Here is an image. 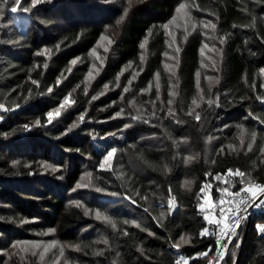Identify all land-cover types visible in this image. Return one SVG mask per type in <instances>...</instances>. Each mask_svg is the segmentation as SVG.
I'll use <instances>...</instances> for the list:
<instances>
[{"label":"trees","instance_id":"16d2710c","mask_svg":"<svg viewBox=\"0 0 264 264\" xmlns=\"http://www.w3.org/2000/svg\"><path fill=\"white\" fill-rule=\"evenodd\" d=\"M28 3L30 0H21L17 12H12L11 1L0 16L4 30L0 37V103L8 109L1 112L0 119V249L11 251L12 240L25 238L32 226H46L56 228L66 242L79 245L75 250L78 264H112L115 259L118 264H175L181 255L189 258V264H207L216 243L210 235H199L206 227L205 214L199 208L200 187L218 184L216 176L226 175L228 168H238L246 176L251 174L255 183H264V153L260 152L264 146V125L260 124L264 120V100L260 99L264 97V73L260 72L264 68V0H133L120 24L116 21L124 15L127 0H46L31 13H24L22 7ZM181 3L188 5L196 27L188 28L186 39L185 33L178 39V95L171 105L175 112L168 116L172 88L164 67L168 35L162 25L176 14ZM18 15L25 17L24 22H17ZM253 17L255 27H241L250 24ZM202 21H211L217 27L205 29ZM105 33L111 35L113 52L85 93L90 52ZM220 37L225 40L223 44ZM209 39L214 49L223 50L222 55L214 52L220 83L211 92L204 77L197 89L195 75L202 70L200 48ZM145 41L146 59L141 60L143 49L139 45ZM129 64V74L135 70L137 76L123 96L125 104L140 94L146 101L155 102L156 115L125 129L123 125L132 116L114 117L121 108L117 92L109 91L95 100L92 97L100 95L105 84L111 88L120 81L128 82L131 77L124 69ZM157 73L162 100H157L153 88ZM150 83L151 94L140 91ZM200 91L206 100H215L218 94L219 106L209 108L203 103L195 109L201 114V120L196 121L188 110L192 100L199 99ZM70 93L75 95V110L63 118L61 125L49 123L47 112ZM78 113H84L85 121L66 131ZM37 119L41 122L38 126ZM25 124L31 127L25 129ZM237 124H243L247 134L242 150L234 145L239 143L241 131L236 129ZM115 131L122 138L112 141L118 150L112 168L90 169L94 187L106 189L96 194L99 204H109L114 211L117 227L112 229L86 216L83 208L66 204L64 190L74 187L83 169L90 167L87 160H100L107 137ZM253 131L257 134L254 142ZM207 136L214 137L208 158ZM248 143L253 144L251 150ZM189 151L197 155L185 163ZM17 156L24 160L13 164ZM49 160L60 167L65 184L48 173L42 174V161ZM164 165L170 171H163ZM187 179L192 180L190 189L183 187ZM240 187L237 182L229 189ZM218 190L215 188L214 194ZM113 192L119 195H111ZM170 196H175L171 212L167 210ZM161 203L166 213L162 219ZM26 218L38 221L34 225L19 222ZM132 219L137 220L139 228L123 223ZM262 223L264 211L254 214L240 231L242 240L240 236L235 239L224 264H264V235L257 229ZM125 229L127 236L120 234ZM180 235H186L190 243H182L177 249L173 245ZM101 236L108 237V246L99 242ZM235 244L239 247L231 257ZM99 250L102 255L96 254ZM201 251L208 256L196 257L195 253ZM3 253L0 264L4 263ZM10 264L22 263L13 256Z\"/></svg>","mask_w":264,"mask_h":264},{"label":"snow or ice","instance_id":"6c2138e0","mask_svg":"<svg viewBox=\"0 0 264 264\" xmlns=\"http://www.w3.org/2000/svg\"><path fill=\"white\" fill-rule=\"evenodd\" d=\"M46 2V0H30V3L27 4V6L22 7V11L24 13H31L33 11V9L36 8L37 5H40L41 3ZM106 3H112L113 0H105ZM139 2H144V0H139ZM8 0H3L2 3H0V16L4 15V7L7 5ZM133 4V0H127V6L123 7V13L124 15H121L119 17V19L116 21L117 24H120L121 21H123L125 19V17L127 16L129 9L132 7ZM21 5V0H13V6L11 8L12 12H17V6ZM185 8V4L181 3L179 5V7L176 9L177 13H180V11L182 9ZM177 19V16H173L171 20L168 21V23H165L162 25V27L164 29H167L169 27V24L175 23ZM203 24L204 28H211L213 30L216 29V24L212 23L211 21L208 22H201ZM255 23H256V19L255 17L252 18V21L250 24L248 25H242L241 27H255ZM192 28L195 29L196 25L195 23H192ZM149 31H151V29H149ZM187 38V27H185V39ZM213 38L215 37V31L213 32ZM101 39H107V37L105 36H101ZM173 40H175V36L173 35ZM219 42L221 44H223L225 42L223 37L219 38ZM139 47L141 49L145 48V43H141L139 45ZM169 47H172V45L170 44ZM208 48L207 44H203L202 47L200 48V52L201 54H204L205 49ZM213 48H215V45H213ZM216 52L218 53V55H222V49H215ZM45 53L47 54V49L44 50ZM94 51V50H93ZM181 51V49L179 47L175 48V52L179 53ZM165 56H168L169 53L165 52L164 53ZM174 60L176 59V57H172ZM141 60L144 59L143 54L140 57ZM209 59L211 60L212 58L209 57ZM72 64L76 63V60H73L71 62ZM101 63H103V61L101 60ZM202 65H203V61H201ZM217 64V61L213 60L212 62V66L215 67ZM129 67L131 66V64L128 65ZM178 62L175 65H168L165 64V69L171 73V75L169 76V80L171 81L173 77H175L176 73H175V69L178 68ZM204 67H208V65H203ZM45 67H47V65H45ZM97 71H99L97 69ZM261 73H264V68L260 69ZM196 77H197V89H199L200 85H199V77H200V71L197 70L196 72ZM89 76H91V71L89 72ZM156 78H157V83H156V88L159 89L160 88V84L158 82L159 80V73L156 74ZM86 80L88 79V77L85 78ZM117 79H119V77H117ZM132 79H135V74H133ZM178 79V78H177ZM207 79L211 82L208 86L209 88V92H211V88H212V84H219L220 83V78L219 77H207ZM33 83H37L36 81H33ZM56 83L59 84L60 80L59 78L56 80ZM129 83H131V80L129 81ZM151 87V83L149 84L148 88H143L140 89L141 92H148L149 89ZM104 88L107 89L108 85L105 84ZM128 87H125L123 89L124 92H128ZM52 89L49 88L48 92L51 93ZM73 91H75V89H73ZM85 93H87V87H85ZM178 95V92H170V96L171 97H175ZM199 95V100L200 102H204V96L201 93H198ZM123 99V97H121ZM157 100L160 99V95H159V91H157V96H156ZM97 99L96 96L92 97V100ZM260 99L264 100V97H261ZM219 101V95L217 94L216 99H212L209 98L207 99L206 103L207 106L209 108L215 106H219L218 104ZM74 101H72L69 96H65L63 98L62 103L60 104L59 107L54 108L52 111L47 112V118H48V122L52 123L53 119H54V114L55 117H59L61 115V109L62 108H66L69 105L73 104ZM192 107L189 108L188 110V115L189 116H194L196 121H200L201 120V114L198 111H195L196 108L200 107V103L197 102V99H193L192 100ZM173 104V100L170 98L168 100V105L169 107L167 108V115L168 116H173L175 109L173 107H171V105ZM154 106V105H153ZM16 107H20L19 104L16 105ZM0 110H8L5 107V104L0 103ZM123 112V109H121L120 111L115 113L116 117L121 116ZM151 116H155L156 115V111H152L150 113ZM0 119H3L2 116H0ZM132 119L134 120H141L143 119L142 115L138 114L135 117H132ZM257 119H259V117H257ZM79 120L81 122H83L84 120V115L81 114L79 117ZM177 123H183V121H176ZM40 120L37 119L35 121V125H40ZM260 124L264 125V120H260ZM78 125L76 123H72L71 125L68 126L66 131H71L72 129H75ZM25 129H29L31 127V125L29 124H25L23 126ZM123 127L125 129L129 128L130 125L125 123L123 125ZM225 127H228V125H225ZM237 129H240L241 131L238 133L240 135V142L241 145H243L244 143V137H243V124H237L236 125ZM66 134V132H62L61 135ZM109 135H114V134H109ZM256 132L253 131L251 133V140L254 142L256 140ZM206 139L208 141H211L214 139L213 136H207ZM232 145H229V148H232ZM253 147L252 143H248L247 148L249 150H251ZM222 150V149H221ZM117 148L116 147H110L106 150V153L103 154V158L102 160L99 162V168L101 169H106V168H111L112 167V160L114 157V154L117 153ZM260 152L264 153V146H262L260 148ZM191 159H194V157H188L185 159V163H188ZM13 164H18V161H12ZM211 163L215 164V160L211 161ZM253 164H255V161H253ZM42 167H44L45 170L51 168L53 171H57V167L53 166L52 164H48L47 162H45ZM163 171L167 172L170 171V169L168 168L167 165L163 166ZM227 176L228 178L231 180L233 178H238V182L241 185V187L239 188L238 191H231L229 190V187L225 186L222 187L220 189V192L223 194H226L228 197H231V199H226L225 195H221L220 199L218 202H216V204H214L213 202V197L211 196V194H209V189L211 187V185L209 183H205L203 184L199 191L200 193H204V197H203V201L202 203L199 204V208L201 210H206V209H212L215 206H219V216L211 213V212H207L204 216L203 219L206 220L208 222V224L210 225H214L215 227L213 228V231L210 233V230L208 227H203L202 230L199 231V235L200 236H205V235H215L217 237L216 239V244L220 245L219 248L216 249V255L210 259L208 261V264H213V260L217 261V264H219V261L224 259V250L228 249V244L232 243V237H237L238 233H237V229L241 226L243 220L246 218L244 216V213H246L248 211V209L250 207H257V208H261L264 207V183H255L253 180V177L251 176V174H248L246 176L244 171H241L240 169H235V171L232 168H228L227 169ZM85 178H87V182H83L85 180ZM217 180H221L224 179L223 175H217L216 176ZM93 177H92V173L91 172H86L84 173V175L81 177V179L79 181H77L76 183V187L73 189V191H76L77 189H87L89 187H93ZM192 186V181L190 180H185L183 183V187L190 189ZM96 191L98 192H104L106 191V189L104 188H96ZM169 192H171V188H169ZM111 195L113 196H117L119 195V193H111ZM127 199L131 200V202L133 204L137 203L136 200L132 199L131 197H127ZM144 199H147V197H144ZM68 203L70 205H75L77 207L83 208L84 209V214L87 215H92L93 214V210L86 207L83 202L81 200H69ZM161 207V211L159 212V218H164L166 213L163 210L165 205L164 203H161L160 205ZM175 208V196H170V198L167 200V210L169 212L173 211ZM147 211V209H146ZM95 219L98 221H103L105 224H107L108 226H110L112 229H115L117 227V222L108 214H106V212H102L100 208H96L95 212ZM0 219H3V217H0ZM20 223H24L25 221L21 220L19 221ZM158 222H160L158 220ZM123 223L125 225L127 224H132L135 225L137 228L140 227V224L137 222L136 219H132V220H124ZM257 229L258 232L262 235H264V223L262 224H258L257 225ZM49 233L54 232L55 229L54 228H49L47 230ZM145 231H147V229H145ZM121 235L127 236L129 235L128 231L125 229L123 232L120 233ZM228 237L229 240L228 242H224V238ZM100 240L105 244L108 245L109 244V240L108 237L106 236H101ZM188 244L190 243V239L186 236V235H180L179 237V242H176L173 246L177 249L181 248V244ZM58 242L56 240H51L47 243H44L43 241H22V240H12L11 244L9 245V248L11 249V251H9V249H0V252H4L5 254H7L9 260H11L13 255H16L18 257H20L21 261H23L25 259V254L30 253L31 256L33 257H38L39 261L43 262L45 260V256L47 253H49L53 248H55L57 246ZM26 245V246H25ZM110 246V245H109ZM65 247L68 248H79V245H60L59 246V254L58 255H54V261L53 264H60V259L62 257H64L65 255ZM239 247L238 244H235L233 249L230 251V256L231 257H235L236 256V251L235 248ZM141 251H143V248L140 249ZM209 251H211V249H209ZM96 254H100L102 255L103 252L102 250L97 251ZM196 257H207L208 256V252L206 251H201V252H197L195 253ZM9 260H5L4 264H9ZM175 264H189V258L185 257L183 255H181L176 261ZM233 264H235V261H233Z\"/></svg>","mask_w":264,"mask_h":264},{"label":"rangeland","instance_id":"374dc122","mask_svg":"<svg viewBox=\"0 0 264 264\" xmlns=\"http://www.w3.org/2000/svg\"><path fill=\"white\" fill-rule=\"evenodd\" d=\"M1 1L3 2V0H0V3H2ZM11 1L13 2V0H8V3H7L8 6H10V2ZM174 16H177V19H176L175 23L169 24V27L166 29V32H167V35H168V50H167V52L169 53V55L168 56H164V66H165V64H168V65L172 66V65H175L177 62H178V65H179V57H180L179 54L180 53L175 52V48L176 47L180 48L178 39L181 36H183V33H185V27H187V31L189 32L188 28L192 27L191 25L193 23V20H192L193 18L191 16V12L189 11L188 5H185V8L182 9L180 11V13L176 12V14ZM172 17H170L168 19V21L171 20ZM16 20H17L18 23L19 22H24L25 17L22 16V15H18V18ZM2 21H3L2 17H0V37L3 34V32H4V30L2 29V26H3V22ZM168 21H166V22L168 23ZM205 29H207V28H205ZM173 35L175 36V40H173ZM103 36L107 37V39H103L102 40L100 38L99 41L97 42L96 46L90 52L91 64H90L89 72L91 71V76H89V72H88V74L86 75V77H88V79L87 80L85 79V83L88 86L87 87V91H88V89H90V86L92 85L94 80L97 78V76L104 69L105 63H106V58L113 52V41L111 39V35L109 33H105V34H103ZM0 42H1V38H0ZM144 43H145V48L143 49V56H144L143 60L146 59L147 41H145ZM207 43H208L207 44L208 48H206L205 51H204V54H202V61H203V65H208V67H204L202 65V70L200 71L199 80H201L204 77L207 80L208 84H210L211 82L207 79V77H219V69L217 68V64H216L215 67L212 66L213 60L217 61V57L215 56L217 54L214 53V52H216V50L213 48L212 39L207 40ZM170 44L172 45V47H169ZM172 57H176V59L174 60ZM209 57H211L212 59L210 60ZM101 60L103 61V63H101ZM129 68L130 67L125 68L124 72H127V74H129V72H130ZM178 68H179V66H178ZM178 68L175 69V73H176L175 77H173L172 80L170 81L171 82L170 83L171 84V88H172L171 92H173V91L177 92L176 89H177V84H178V81H177L178 80L177 79L178 78ZM97 69L99 71H97ZM166 72H167L168 77H169L171 75V73L168 72L167 70H166ZM133 74H135V77L137 76L135 70H132L131 73L129 74V76L131 77L129 79V81L130 80H134V79H132ZM129 81L126 82L125 84H124V82L120 81V82H118L116 84V86L111 87V88L108 87L107 89H104V91L100 95H95V96H97V98H100L101 96L107 94L109 91H112V92H115V93L117 92V95L119 96V100L118 101L120 102V107H121L120 109H118V111L123 109V112H122L121 116H119L117 118H123V117L127 118V117H130V116L135 117L138 114L142 115V117H143V119H141V120H134L132 118L130 120L128 119L129 122H127V124H129L130 126H133L134 123H136L138 121H148L149 119H152L153 117H155V116H151L150 115V113L152 111H154L155 102L152 101V103H151V101H146V99L145 98L143 99L140 96V94H137V95H135L133 97V99L131 100L129 105H126L124 100L121 97H123L124 94L128 93V92H124L123 91V89L125 87H128V89L130 90L131 86H130ZM158 82L160 84V80H158ZM156 83H157V78H156V81L153 83L154 84L153 88H155L154 90H156V92L159 91V95H160L161 90H160V88L159 89L156 88ZM214 85L215 84H212V87H214ZM151 92L152 91H151V88H150L148 92H144V93L151 94ZM200 93H201V91H200ZM67 96H69V98L72 101H74V103L69 105L66 108H62L61 109V115L59 117H55V114H54V119H53L52 123L55 124V125L56 124H60L61 125L63 118L66 115H68L70 112L75 110L76 103H75V95H74V93H70ZM175 98H176V96L175 97H171L173 102H174ZM150 99H152V97ZM159 100H162V99H159ZM62 101H61V103H62ZM206 101L207 100H206L205 96H204V102H202V103L200 102L199 99H197V102L200 103V106L203 103L207 104ZM59 106L60 105H58L56 107H59ZM56 107H54V108H56ZM54 108H52V110ZM3 111H6V110H0V116H1V112H3ZM81 114L84 115V113H80V114L78 113V116H77V118H76V120L74 122L77 125L82 123L79 120V117H80ZM114 117H116L115 114H114ZM84 121H85V117H84L83 122ZM111 134H114V135H109V137H107L108 138L107 139L108 140L107 141L108 145H106L104 147L103 152L100 155V160L99 161H95L93 159H90V161L87 160V164L90 167H87V168L83 169L79 180L84 175V173H86V172H91L92 173V171L90 169L93 166H95L96 168H99V162L102 160L103 154L106 153V150L108 148H110V147H115L112 144V141L115 138H118V139L120 137L122 138V134L119 133L118 131H115V132H113ZM246 135H247L246 132L243 130V137H244L243 145H241L240 135H238L239 143L238 144L234 143V145H235V147H237V149H239V150L241 149L242 150L244 148V144H245V141H246ZM213 140L208 141V148H207V152H206V157L207 158L210 155V148L212 146ZM189 154H190V157L197 155L196 153H194L192 151H189ZM114 159H115V154H114V157H113V160H112V166H113V163H114ZM14 160L15 161H20V160H24V159L23 158L20 159L17 156ZM45 162H47L48 164H52L53 166L57 167V171H53L51 168H49L47 170L43 169L42 174L43 173H46V174L48 173V174L51 175V177H55L60 183L65 184V182L63 180L64 179L63 174H61L58 171L60 167L58 165H56L55 162H53L52 160L42 161V165ZM106 169H110V168H106ZM223 176H224V179H221V180H217L216 179L218 184L214 185L212 183H209L211 185V187L209 189V194H211V196L214 194V189L215 188H217V189L219 188V190H220L222 187H225V186L231 187V186L235 185L238 182V178H233V179L230 180L228 178L227 174L223 175ZM187 180L192 181L191 179H187ZM83 182H87V178H85V180ZM76 183H75L74 187H72V188H68L67 187L64 190L65 196H66V204L70 205L68 203L69 200H81L86 207H88V208L93 210V214L91 216H93L94 218H95V215H94L95 209L96 208H100L102 212H106V214H108L109 216H111L114 219V217H113L114 211L112 210L111 205H109V204L104 205V204H101V203L99 204V202H100L99 201V196L96 194V192H98V191H96V188L94 186L93 187H89L87 189H77L76 191H73V189L76 187ZM204 195L205 194L202 193V199L200 200V203L204 202L203 201ZM202 211L204 212V214H206L207 212H209V209L202 210ZM23 221H25L24 223H30V224L34 225V223L37 222L38 219L37 218H26ZM99 222H103V221H99ZM49 228H54V227H46V226H44L43 228H36L35 226H32L30 231L29 230L26 231V233L29 232V234H27L25 238L18 239V240H22V241H33V240L43 241L44 243H47V242H49L51 240H56L58 242L57 246L55 248H53L49 253L46 254L45 260L43 262L39 261L38 257L31 256L30 253L25 254V259L23 261H21L20 257H18L16 255H13V256L18 257L22 264H53L54 255H58L59 254V246L60 245H65L66 246V245H74V244H71V243L66 242L65 240H63L59 236V234L57 233L56 228H54L55 229L54 232L49 233L47 231ZM239 233H238V236L235 237V239H237L241 235V233H240V235H239ZM241 240H242V237H241ZM241 240L239 242L240 245H241ZM234 241H233V243H234ZM99 242L101 244H104L101 240ZM232 244H231V246H232ZM231 246H230V248H231ZM98 247H100V246H98ZM75 250H77V248L65 247V255H64V257H62L60 259V264H78ZM3 254L5 256L4 261L5 260H9L7 254H5V253H3ZM9 264H10V260H9ZM112 264H118L116 259L113 261Z\"/></svg>","mask_w":264,"mask_h":264},{"label":"built area","instance_id":"2783aa9c","mask_svg":"<svg viewBox=\"0 0 264 264\" xmlns=\"http://www.w3.org/2000/svg\"><path fill=\"white\" fill-rule=\"evenodd\" d=\"M229 190H230V192H231V191H238L239 189H235V190H234V189H229ZM221 195H225V198H226V199H231V197H228L226 194H223V193L220 192V190H218L216 194H213V195H212L214 204H216V202L219 201ZM262 211H264V207H261V208H257V207H255V206L250 207V208L248 209V211H247L246 213H244V216H245L246 218L243 220L241 226L237 229V233H239V232L244 228V226H245L246 224L249 223V221L251 220V218L253 217L254 214H257V213L262 212ZM209 212H211V213H213V214L219 216V206L217 205V206H215L214 208L209 209ZM206 227L209 228L210 233H211V232L213 231V228H214L215 226H214V225H210V224H208V222L206 221ZM209 235L212 236V237L214 238L215 243H216V239H217V237H216L215 235H212V234H209ZM228 240H229L228 237H225V238H224V242H228ZM234 240H235V237H232V243H233ZM232 243H229V244H228V249H227V250H224V259L221 260V261H219V264H224V262H225V260H226V257H227V254H228V252H229V248H230V246H231ZM219 247H220V245H217V244H216L215 251H214L213 256L211 257V259L216 255V249L219 248ZM207 264H208V263H207ZM213 264H217V261H216V260H213Z\"/></svg>","mask_w":264,"mask_h":264},{"label":"water","instance_id":"95a60500","mask_svg":"<svg viewBox=\"0 0 264 264\" xmlns=\"http://www.w3.org/2000/svg\"><path fill=\"white\" fill-rule=\"evenodd\" d=\"M250 222V221H249Z\"/></svg>","mask_w":264,"mask_h":264}]
</instances>
